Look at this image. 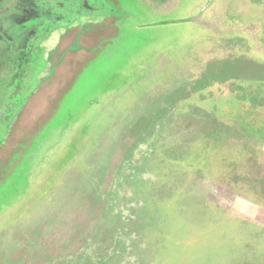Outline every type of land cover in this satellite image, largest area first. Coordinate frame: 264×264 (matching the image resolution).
I'll use <instances>...</instances> for the list:
<instances>
[{
	"label": "rangeland",
	"instance_id": "obj_1",
	"mask_svg": "<svg viewBox=\"0 0 264 264\" xmlns=\"http://www.w3.org/2000/svg\"><path fill=\"white\" fill-rule=\"evenodd\" d=\"M89 1L3 152L0 264H264V0Z\"/></svg>",
	"mask_w": 264,
	"mask_h": 264
},
{
	"label": "flooded vegetation",
	"instance_id": "obj_2",
	"mask_svg": "<svg viewBox=\"0 0 264 264\" xmlns=\"http://www.w3.org/2000/svg\"><path fill=\"white\" fill-rule=\"evenodd\" d=\"M28 1L7 0L6 5V0H0V125L3 118L7 119L4 133L0 136V161L2 158L5 160L3 152L10 148L8 163L13 161V153L22 147V144L23 146L29 144L28 139L23 143L21 136L23 127L28 128L26 123L31 116H34L35 120L33 124L35 133L39 132L36 122L44 115L43 110L49 100L47 96L53 90L57 77L64 72L67 73V68L63 65L66 63L71 65L76 60L74 56L77 55V51L90 49L89 46L92 45L89 43L83 45L86 38L96 39L95 35L107 32L105 27L99 26L108 15H99L96 11L82 13L70 23L49 31L46 29L38 32V27L33 26V23L25 26L23 29L25 31L19 33L20 9H23L24 16L26 15L22 18L24 23L28 21L32 23L41 15L35 8V2ZM215 3V0H210L208 5L213 8ZM25 10L29 14H25ZM8 22L14 24L4 29ZM93 29L100 31L92 34ZM76 41L78 46H72ZM23 97L22 103H19ZM39 108L43 110L36 111ZM15 109L16 112L9 119L11 111ZM16 133L21 134V140L13 143Z\"/></svg>",
	"mask_w": 264,
	"mask_h": 264
},
{
	"label": "water",
	"instance_id": "obj_3",
	"mask_svg": "<svg viewBox=\"0 0 264 264\" xmlns=\"http://www.w3.org/2000/svg\"><path fill=\"white\" fill-rule=\"evenodd\" d=\"M29 1H34L35 2V8L41 12V15L35 18L34 21L30 23L29 21L27 23H24L22 21V18L24 16L23 9H20V30L19 33L25 28V26H29L31 24L36 25L38 28V32H43L44 30L47 29V31L58 27L60 25H66L70 23L72 20L76 19L79 15L82 13H92L96 12L97 9L94 6H91V2L89 0H29ZM28 1V2H29ZM9 2V0H8ZM7 0H6V5H7ZM5 6V4H4ZM28 9V8H27ZM30 11V9H28ZM19 12V11H18ZM48 13V14H47ZM25 14H29L25 10ZM12 20V19H11ZM14 24V23H13ZM13 24H9V22L5 25L4 29L10 28ZM26 27V28H27ZM1 84V83H0ZM24 97L19 100V103H22ZM21 105V104H20ZM16 112L11 111V116ZM2 118V117H1ZM7 119L3 118L2 125H0V136L4 133V129L6 127V121Z\"/></svg>",
	"mask_w": 264,
	"mask_h": 264
},
{
	"label": "trees",
	"instance_id": "obj_4",
	"mask_svg": "<svg viewBox=\"0 0 264 264\" xmlns=\"http://www.w3.org/2000/svg\"><path fill=\"white\" fill-rule=\"evenodd\" d=\"M165 22H166V21H165ZM232 86H234L233 83H232ZM234 87H235V86H234ZM238 88H239V86L237 85V86H236V89H238ZM251 100H253V101L255 102L254 98H251Z\"/></svg>",
	"mask_w": 264,
	"mask_h": 264
}]
</instances>
